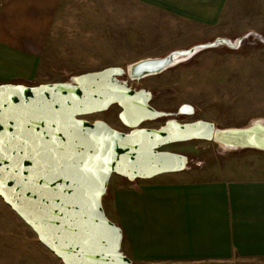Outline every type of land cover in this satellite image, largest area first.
<instances>
[{
    "label": "crops",
    "instance_id": "crops-1",
    "mask_svg": "<svg viewBox=\"0 0 264 264\" xmlns=\"http://www.w3.org/2000/svg\"><path fill=\"white\" fill-rule=\"evenodd\" d=\"M113 1L117 8L126 4L133 11L153 10L205 29L219 26L233 2ZM105 3L107 0H0V85L51 84L39 79L38 69L49 36L69 31L67 20L58 18L59 11L81 9L82 24H88L91 15L100 24L99 11ZM89 9L93 14H86ZM130 14L135 18L137 12ZM261 159L256 166L263 167L257 169L264 174ZM179 173L185 174V170L164 174L167 178L136 180L128 187L114 186V209L109 214L111 197L107 202L104 197L109 193L110 177L102 206L106 217L122 231V253L134 264H264V178L183 180L174 176ZM0 202L5 206L0 208V250L7 251L0 264H57L58 259L32 230L1 198Z\"/></svg>",
    "mask_w": 264,
    "mask_h": 264
},
{
    "label": "rangeland",
    "instance_id": "rangeland-1",
    "mask_svg": "<svg viewBox=\"0 0 264 264\" xmlns=\"http://www.w3.org/2000/svg\"><path fill=\"white\" fill-rule=\"evenodd\" d=\"M232 1L222 23L209 29L183 24L153 10L138 8L133 11L126 4H122L125 8H117L113 0H107L100 9V24L94 22L97 19L91 15L93 11L90 9L86 12L91 15L88 19L86 17L88 24H82L81 9H62L58 18L67 20L65 26L69 31L60 36H49L40 58L38 77L51 84L73 82L75 77L86 73L111 67L126 70L135 62L163 57L173 50L187 49L217 37L235 40L255 32L264 40V0ZM131 11L137 12L135 18H132ZM119 80L147 92L149 105L160 113L158 118L142 123L140 128L156 129L168 120L180 123L201 120L221 129L243 127L254 120L264 121V43L254 37L243 41L235 50L226 47L203 50L155 76L129 81L124 75ZM120 113L121 109L114 105L108 111L84 119L102 121L116 131L127 133L130 129L121 124ZM161 150L188 159L185 174L174 175L183 180L186 177L211 179V176L232 180L264 178V174L258 171L263 167L256 166L264 158L263 153H230L208 140L176 143ZM165 176L157 178H167ZM111 178L108 196L104 197L105 202L111 197L107 206L109 214L114 209V186L132 184L116 175ZM4 207L0 202V208ZM34 236L33 239L37 240ZM6 254L7 251L0 250V262ZM57 264L62 263L57 260Z\"/></svg>",
    "mask_w": 264,
    "mask_h": 264
},
{
    "label": "water",
    "instance_id": "water-1",
    "mask_svg": "<svg viewBox=\"0 0 264 264\" xmlns=\"http://www.w3.org/2000/svg\"><path fill=\"white\" fill-rule=\"evenodd\" d=\"M250 37L264 43L260 34L249 32L235 40L218 37L187 49L173 50L163 57L135 62L127 66L126 70L111 67L99 72L86 73L75 77L73 82L35 87L0 85V104H3V107H0L2 121L0 142L9 145L11 151V148L19 143L13 137L25 127H33L34 135L37 136L45 131H55L58 125L53 124L52 119L32 118L33 105L37 101L53 99L66 101L54 105L60 112L56 119L60 121V127L68 128L73 134L65 135L63 131H55V137L45 136L44 141L51 144L52 140H56V148L63 145L61 150L54 151V155L64 166L65 171L73 161L81 157L88 161V166H92L97 157L106 159L109 161L107 167L110 169L107 172H96V175L102 176L103 187L99 189L101 194L95 203L90 202L91 193L85 189L78 197L80 210L69 214L76 216L79 222L86 224L89 229H107L109 232L118 229L119 231L114 233L113 255L117 257L115 264H134L121 252L122 231L106 217L102 206V198L110 177L116 175L134 182L183 171L188 159L183 155L161 149L191 140L212 141L230 153L245 151L264 153V121L254 120L243 127L221 129L211 122L201 120L189 123L168 120L156 129L140 128L142 123L158 118L160 113L149 105L150 97L147 92L136 90L119 79L125 75L129 81H139L155 76L203 50L217 47L238 49L242 42ZM114 105L121 109L119 118L121 123L130 129L127 133L116 131L102 121L88 122L84 119L108 111ZM29 119H34L30 125L26 123ZM249 129L252 130L251 133ZM20 156L22 157V154ZM16 158L17 154L13 153V159L3 160L0 167L11 165ZM20 162L26 169L33 166L32 161L21 158ZM71 183L70 179L63 176L54 178L53 183L48 185V191L55 192L57 188H63ZM67 191L69 193L67 198L71 199V193L75 190ZM0 198L32 230L40 244L62 264H101L99 257L95 261L77 260L76 253L79 249H72L70 240L66 238L67 234L57 230L61 221L55 220L54 213H51L53 219H46L50 202L42 203L43 198L40 194L24 191L18 187L15 180H8L5 185H0Z\"/></svg>",
    "mask_w": 264,
    "mask_h": 264
},
{
    "label": "snow or ice",
    "instance_id": "snow-or-ice-1",
    "mask_svg": "<svg viewBox=\"0 0 264 264\" xmlns=\"http://www.w3.org/2000/svg\"><path fill=\"white\" fill-rule=\"evenodd\" d=\"M61 103H66V101L55 99L37 101L33 105L31 116L39 120L52 119V123L58 125L55 131H63L65 135H72L73 133L68 128L60 127V121L56 119L60 116V112L54 105ZM0 107H3V104H0ZM181 111H188V109H181ZM34 119H29L26 123L30 125ZM55 131H45L37 136L34 135L33 127H25L17 136L13 137L19 143L12 147L11 151H9V145L0 142V156H2L0 162L13 159V153L17 154V158L11 165L0 167V185H5L8 180H15L18 187L24 191L40 194L43 198L42 203L50 202L46 219H53L51 213H54L55 220L61 221L57 230H62L67 234L66 238L70 240L72 249H79V252L76 253L77 260L95 261L99 257L101 264H115L117 257L113 255L115 250L113 247L115 245L114 233L119 230L113 229L112 232H109L107 229H89L86 224L79 222L76 216L69 214L80 210L78 197L80 193L85 192V189L91 193L90 202L95 203L96 198L101 194L99 189L103 187L102 176L96 175V172L109 171L110 169L107 167L109 161L97 157L96 162L92 166H88V161L81 157V159L73 161L65 171L64 166L54 155V151L61 150L63 145L56 148V140H52L51 144L44 141L45 136L55 137ZM248 131L251 133L252 130ZM21 158L32 161V168L26 169L20 162ZM61 176L70 179L72 183L63 188H57L55 192L48 191V185L53 183V179ZM68 189L75 190L71 193V199L67 198L69 196ZM66 259L68 258L66 257Z\"/></svg>",
    "mask_w": 264,
    "mask_h": 264
},
{
    "label": "flooded vegetation",
    "instance_id": "flooded-vegetation-1",
    "mask_svg": "<svg viewBox=\"0 0 264 264\" xmlns=\"http://www.w3.org/2000/svg\"><path fill=\"white\" fill-rule=\"evenodd\" d=\"M120 108V107H119ZM121 122V121H120ZM123 126H125L123 123H121ZM126 127V126H125Z\"/></svg>",
    "mask_w": 264,
    "mask_h": 264
}]
</instances>
